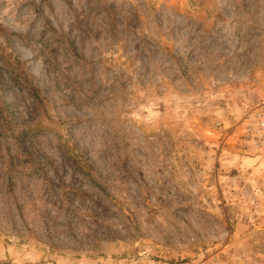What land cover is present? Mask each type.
<instances>
[{
  "label": "rangeland",
  "instance_id": "obj_1",
  "mask_svg": "<svg viewBox=\"0 0 264 264\" xmlns=\"http://www.w3.org/2000/svg\"><path fill=\"white\" fill-rule=\"evenodd\" d=\"M0 25V264H264V0H0Z\"/></svg>",
  "mask_w": 264,
  "mask_h": 264
},
{
  "label": "built area",
  "instance_id": "obj_2",
  "mask_svg": "<svg viewBox=\"0 0 264 264\" xmlns=\"http://www.w3.org/2000/svg\"><path fill=\"white\" fill-rule=\"evenodd\" d=\"M246 119L245 133L247 136L262 141L264 139V109L261 107L251 109L246 114Z\"/></svg>",
  "mask_w": 264,
  "mask_h": 264
},
{
  "label": "trees",
  "instance_id": "obj_3",
  "mask_svg": "<svg viewBox=\"0 0 264 264\" xmlns=\"http://www.w3.org/2000/svg\"><path fill=\"white\" fill-rule=\"evenodd\" d=\"M0 32L1 33H7L8 30L0 25ZM15 33L16 32H11V34H15ZM24 62H26V61L17 60V63H18L17 74L20 76V78H22L26 82V84L28 85V88L31 91L32 95L39 102H41V101H43V98H41L39 93H38L40 91V88L34 83L35 75L33 73H31L30 70H28V67H26V63H24ZM24 148L27 149L26 146H24Z\"/></svg>",
  "mask_w": 264,
  "mask_h": 264
},
{
  "label": "crops",
  "instance_id": "obj_4",
  "mask_svg": "<svg viewBox=\"0 0 264 264\" xmlns=\"http://www.w3.org/2000/svg\"><path fill=\"white\" fill-rule=\"evenodd\" d=\"M246 124H247V119H246V117L245 116H243V118H242V122H241V129H242V131H243V135H245V136H247V134L244 132L245 131V126H246Z\"/></svg>",
  "mask_w": 264,
  "mask_h": 264
}]
</instances>
